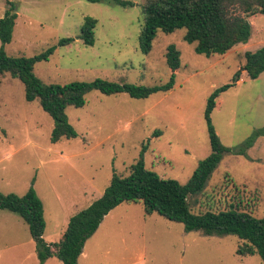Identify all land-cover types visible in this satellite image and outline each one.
<instances>
[{"label": "rangeland", "instance_id": "1", "mask_svg": "<svg viewBox=\"0 0 264 264\" xmlns=\"http://www.w3.org/2000/svg\"><path fill=\"white\" fill-rule=\"evenodd\" d=\"M14 1L18 19L5 51L13 57H34L56 47L49 61L34 69L46 84L103 79L157 87L171 77L168 47L176 46L181 54L172 91L143 99L95 91L84 107L67 109L78 137L58 143L51 142L55 122L40 101L25 99L19 79L0 76V192L24 196L34 187L44 205L47 243L62 238L74 216L66 219L73 212L71 201L79 203L81 194L88 193L85 205L76 207L84 210L103 195L115 172L128 176L142 154L146 168L160 178L188 183L211 154L208 98L232 84L238 71L241 80L221 94L211 113L216 133L225 146L239 152L264 127V73L252 80L243 71L245 54L264 47L263 14L249 18V42L224 56L197 54L195 45L184 41V29L171 35L160 32L145 55L139 35L146 0H126L134 3L128 7L111 0ZM7 8V0H0V19ZM87 17L98 21L94 46L80 38ZM68 38L74 42L59 46ZM189 206L195 214L234 208L264 218V136L246 155H225L206 188L189 198ZM110 215L86 243L79 264H264L258 255H238L242 241L237 236L187 232L184 225L158 214L146 216L141 202L124 203ZM0 264H39L28 226L7 210H0ZM47 264L61 262L54 258Z\"/></svg>", "mask_w": 264, "mask_h": 264}, {"label": "trees", "instance_id": "2", "mask_svg": "<svg viewBox=\"0 0 264 264\" xmlns=\"http://www.w3.org/2000/svg\"><path fill=\"white\" fill-rule=\"evenodd\" d=\"M88 1L99 3L102 0ZM111 1L123 7L134 5L126 0ZM7 5L4 17L0 19V76L10 74L19 79L25 87V99L28 102L40 101L42 109L55 122L52 143H58L64 138L69 140L78 137L69 122L67 109L84 107L87 96L95 91L106 95L127 93L131 97L143 99L155 93L166 94L176 85L177 72L181 68V54L172 45L168 47L166 54L171 77L161 86L118 84L103 79L66 85L46 84L35 75L34 69L37 63L49 61L56 47H50L34 57L9 56L5 46L12 42L18 15L14 0H7ZM257 14L264 15V0H146L139 49L148 55L160 32L171 35L184 29V41L194 44L197 54L208 58L214 55L224 56L239 44L249 42L252 35L249 18ZM97 24L98 21L93 17L85 19L80 36L84 44L94 46ZM73 42L74 39L71 38L63 39L59 46H68ZM245 60L244 73L252 80L258 79L264 73V47L255 52H247ZM240 77L241 71H238L232 84L216 89L208 98L205 120L211 154L199 163L186 184L160 178L146 168L142 154L137 163L131 166L128 176L114 173L103 195L88 208L72 216L61 240L54 244L44 240V205L33 186L24 196L0 192V210L18 214L28 226L36 244L39 264H45L54 257L62 264H79L86 242L97 232L105 217L117 207L130 202H141L146 216L158 214L171 222L184 225L187 232H200L205 236H237L242 241L237 250L238 255H258L264 262V218H257L234 208L229 211L195 214L189 206V198L200 194L206 188L225 155H246L256 141L264 136V127L256 130L241 151L236 152L225 146L216 133L211 113L221 94L236 86L241 80Z\"/></svg>", "mask_w": 264, "mask_h": 264}, {"label": "crops", "instance_id": "3", "mask_svg": "<svg viewBox=\"0 0 264 264\" xmlns=\"http://www.w3.org/2000/svg\"><path fill=\"white\" fill-rule=\"evenodd\" d=\"M90 194V193H89ZM81 195H83V197H82V199H79L80 200V202L79 203H74V202H70V205H71V207L73 208V212H70L67 216H66V219L69 217V216H72V215H75V214H77L79 211L77 210L78 208H76V207H78L82 202H83V206L85 205V202L87 201V196H88V193H83V194H81ZM86 199V200H85ZM95 200H90V202H89V204L87 205V207L86 208H88L93 202H94ZM120 207V206H119ZM85 208V209H86ZM118 208V207H117ZM116 208V209H117ZM115 210V209H114ZM113 210V211H114ZM81 211V210H80ZM113 211H111V212H113ZM111 212L105 217V219L103 220V222H102V224L100 225V227H99V229L97 230V232L102 228V226H103V224L105 223V221H106V219H108L109 217H113L112 215H110L111 214ZM113 214V213H112ZM110 215V216H109ZM67 222V221H66ZM69 224V223H68ZM68 227V226H67ZM66 231V230H65ZM96 232V233H97ZM95 233V234H96ZM94 234V235H95ZM93 235V236H94ZM92 236V237H93ZM91 237V238H92ZM61 240V239H60ZM88 242V241H87ZM86 242V243H87ZM35 243V242H34ZM84 257H85V248H84V252H83V254L81 255V257H80V259H84ZM55 258V257H54ZM54 258H50L49 260H47L46 262H45V264H47L49 261H51L52 259H54ZM57 259V258H56ZM79 259V260H80ZM60 261V260H59ZM61 262V261H60ZM61 264H62V262H61Z\"/></svg>", "mask_w": 264, "mask_h": 264}]
</instances>
